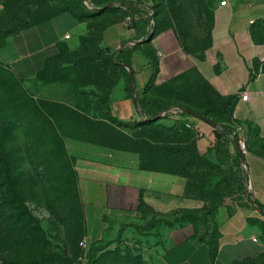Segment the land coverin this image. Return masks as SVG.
Returning a JSON list of instances; mask_svg holds the SVG:
<instances>
[{
  "label": "rangeland",
  "instance_id": "obj_1",
  "mask_svg": "<svg viewBox=\"0 0 264 264\" xmlns=\"http://www.w3.org/2000/svg\"><path fill=\"white\" fill-rule=\"evenodd\" d=\"M76 1L0 0V45L7 35L31 26L59 24L62 17L69 16L78 20ZM222 1L227 0H146L155 12L156 29L172 31L186 54L194 58H202L212 45L217 7ZM259 1L264 0H239L234 11ZM91 28L88 42L80 50L69 53L62 47L30 83L19 82L0 63V264H42L43 260L67 264L72 257L71 264H132V258H136L134 264H161L135 231L116 242H92L86 252L80 249L86 229L72 139L85 137L86 143L131 153L141 167L179 177L181 196L200 210L186 214L179 223L192 224L200 242H207L205 238L211 235L208 210L237 195L236 185L243 182L234 157L216 159L213 143L203 152L198 149L195 129L186 131L170 120L141 125L142 119L120 122L112 117L109 96L123 81V69L113 65L110 54L99 51L100 28ZM256 31V42L264 45V24ZM184 82L195 87L197 94L194 99H184L183 106L209 120L226 121L225 101L203 78L198 75ZM170 87L178 88V84ZM190 119L187 122L202 124L195 116ZM228 148L234 156L231 145ZM92 200L86 197V212L92 209ZM147 212L144 207L142 213ZM170 222L165 219L166 229L172 227ZM89 225L93 226L91 218ZM254 225L260 231V251L230 264H264L262 214ZM173 239L186 242L188 237ZM171 245L166 243V248ZM50 256L58 260L51 262ZM106 256L111 258L109 263Z\"/></svg>",
  "mask_w": 264,
  "mask_h": 264
},
{
  "label": "crops",
  "instance_id": "obj_2",
  "mask_svg": "<svg viewBox=\"0 0 264 264\" xmlns=\"http://www.w3.org/2000/svg\"><path fill=\"white\" fill-rule=\"evenodd\" d=\"M119 1H140L149 7L146 0ZM238 2L227 0L225 6L217 7L212 45L202 58L186 54L172 31L153 29V37L148 41V24V35L144 36L142 22L132 26L127 19L114 16L106 17L109 23L102 31L100 43L111 53H118L122 46L130 43L140 44L130 58L138 98L153 76L151 60L158 63V72L147 93L151 99L158 94L164 96L163 92L176 83L180 93L195 94V87L184 80L198 75L218 96L236 98L232 118L242 124L246 132L248 154L244 163L248 190L244 181L242 193L226 199L224 205L208 215L211 235L205 240H216V257L210 259L208 243L197 239L200 234L192 224L181 226L179 223L187 214L183 210H195L188 204L189 200L181 196L179 177L145 169L131 153L110 151L84 142L85 137H78L72 139L71 149L76 160L86 229L84 237L88 244L116 242L135 231L140 235L137 237L142 238V244L147 248L150 245L148 253L158 255L161 264H230L260 251V231L254 225L260 220V213L252 208L248 197L264 205V45L254 43L250 29L254 23L264 21V1L249 3L242 11L235 12ZM60 21L59 24L31 26L6 39L0 48V63L19 82L35 80L47 60L59 53L58 45L65 44L72 51L80 46L81 38L87 33L86 23L70 16ZM66 35L68 39L64 38ZM242 94L247 96L246 101L240 99ZM109 108L112 117L120 122H135L142 117L138 106L126 98L123 81L112 89ZM188 123L200 133L197 145L203 152L214 141V128L203 122ZM231 149L237 153L235 146ZM86 197H93L89 202L92 209L87 212ZM144 207L149 214L142 213ZM169 214L173 215L166 216ZM165 219L171 221L168 225L172 227L166 229ZM184 236L188 237L186 242L173 239ZM166 243L173 245L166 248ZM166 252L172 254L165 257Z\"/></svg>",
  "mask_w": 264,
  "mask_h": 264
},
{
  "label": "trees",
  "instance_id": "obj_3",
  "mask_svg": "<svg viewBox=\"0 0 264 264\" xmlns=\"http://www.w3.org/2000/svg\"><path fill=\"white\" fill-rule=\"evenodd\" d=\"M87 1H88L87 5L84 4V2H82V0L76 1L77 10H78V12H80L79 16L77 17L78 18L77 21L78 22H85L86 26H87V33L81 38L80 46L76 50L72 51V50H69L65 44H60V45H58L59 53L56 56H54L53 58L57 57L60 54L62 47H64L69 53H76L78 50H80V48L88 42V39L90 37V31H89L90 27H92L91 28L92 30H94L96 26H98V28H100V37L98 39L99 45H100L101 38H102V31L106 27V25L109 23L108 18H106L107 16H111V17L114 16L115 18L129 19V22L132 24V26H134L137 23L142 22V24L145 28L144 36L148 35V31L146 30V27L148 24L149 16L151 14L155 16V12L151 7L144 6L140 1H138L136 3L135 2H124V1H119V0H87ZM111 2L115 3V6L110 7L108 9H105L104 11H98V9L102 8L103 6H105L106 4L111 3ZM260 24H264V21H258L256 23H254L250 29L252 39H253L254 43L257 45H260V44H258L256 42L255 37L257 35V31H256L257 26ZM153 29L155 31H158L155 27L154 18H153ZM19 32H21V31H19ZM19 32H17V33H19ZM17 33L7 35V37L1 43L0 48L4 45L6 39L9 36L15 35ZM100 47H101V45H100ZM140 47H141L140 44H136L134 46L122 47L118 53H117V51L111 53L108 48H103V47H101L99 50L101 52L110 54L111 58H113V61H114L113 65L116 67L120 66L123 69L122 70L123 71L122 78H123V82H124V91L126 93V98L131 99L132 102L138 106L140 113H141L142 117L144 118V120L143 121L140 120L139 123H141V125H144V124L146 125L149 123L157 122L159 120H170L172 122L181 124L186 129V131L194 130V128H187L186 127V124L188 123L187 119L190 118L191 116H199V117L206 118V115L203 113L199 114L196 112L189 111L185 106L182 105L181 102H183L184 99H186V98H193L194 99L196 97L197 93H195V94H193V93L183 94V93H180V91H178L177 88H171V87L169 88L168 87V89H166L163 92L164 96H162V97L159 96V94H158V97L154 98V99H151L149 96H147V93L149 91L152 80H153L155 74L158 72L157 61L151 60L152 61L151 65H152V69H153V76L150 79V82L145 85L144 94L142 96H140L139 98L136 97L133 73H132V75H130L128 72H126L125 67L131 69L130 58L132 56V53L135 50L139 49ZM53 58L47 60L45 68L43 69L42 72H40V74H42L46 70L48 62L52 61ZM131 72H132V70H131ZM211 90H212V88H211ZM212 91L214 92V90H212ZM214 94L218 98H221L225 101V104L222 107V111L226 115V121L225 122H219V121L214 120V119L211 120L218 125V127L216 129H213V134H214L213 151L215 153L216 159L218 158L219 160L234 157V160H235L236 165H237V171L240 174L242 181L244 182L245 177L241 174L239 156L237 153H234V156H232L229 153V148H228V146H230V145L234 146L235 137L233 136V132H234L233 126H234V124H240L232 118V113H233V109H234V106L236 103V98L233 96L222 98V97L218 96L215 92H214ZM172 108H179L183 111L182 113H179V118L175 119V118L171 117V115L169 113H166L164 116H162L156 120H151L152 118H155L156 116H158L164 112H167L168 110H170ZM240 125H242V124H240ZM194 132H195V136H197L196 130ZM243 182H239L236 185L237 186V194L243 192V189H244L243 188ZM10 201H13V200L11 199ZM248 201L250 202V204L254 210L258 211L259 213L261 211L262 213H260V214H262L264 216V205L260 204L257 201H253L251 199V197H248ZM12 204H13V202H12ZM199 211L200 210H183L182 212L187 213V214H192V213H196ZM210 213H211V210L210 211L208 210L207 214L209 215ZM171 215H173V214H169L166 216H171ZM83 238H85V237H83ZM207 243H208V247H209L210 259L214 260V258L216 257L218 244H217L216 240H210ZM90 245H91V243L88 244L87 251L89 250ZM80 249H81V247H80ZM106 257H107L106 261L109 263V260H111V258H109V256H106ZM55 258H56V256H53V257L50 256V257H48V260L51 262L58 260L57 258L56 259ZM135 259L136 258L129 259V262L134 264L136 261ZM73 260H74V258L72 257L71 260L67 261V264H71L73 262ZM41 262H42V264L46 263V262H44V260ZM9 264H18V263L10 262ZM46 264H48V262ZM77 264H82V263L79 262ZM86 264H88V263H86ZM89 264H102V263H101V261H96V262H92V263L89 262Z\"/></svg>",
  "mask_w": 264,
  "mask_h": 264
},
{
  "label": "built area",
  "instance_id": "obj_4",
  "mask_svg": "<svg viewBox=\"0 0 264 264\" xmlns=\"http://www.w3.org/2000/svg\"><path fill=\"white\" fill-rule=\"evenodd\" d=\"M84 4H88V1L87 0H83ZM227 3V1H222L220 3V6H225ZM152 15V14H151ZM150 15V16H151ZM149 16V17H150ZM127 21H129V19H127ZM152 25H153V21H152ZM153 27V26H152ZM65 39H68L69 36L66 35L64 36ZM136 44L134 43H130L128 46H134ZM123 47V46H122ZM126 47V46H124ZM240 99L242 101H246L247 100V96L245 94H242L240 96ZM183 111L179 108H172L170 110H168L167 112H164L162 114H160V117L164 116L166 113H169L171 115V117L177 119L179 118V113H182ZM159 117V118H160ZM142 120H144L143 117H141ZM186 127L187 128H194L193 125H191L190 123H187L186 124ZM234 128V132H233V136L235 137L234 139V146L236 147V149L240 152L241 156L244 157L248 154V146H247V137H246V132H245V129H244V126L240 125V124H234L233 126ZM195 129V128H194ZM196 130V129H195ZM197 132V136L199 137L200 136V133L196 130ZM240 159V158H239ZM245 163H244V160L243 161H240V170H241V174L245 177L246 176V171H245ZM245 181L247 183V180H246V177H245ZM247 190H248V183H247ZM79 246L81 247V249L86 252L87 249H88V241L86 238H83L80 243H79Z\"/></svg>",
  "mask_w": 264,
  "mask_h": 264
},
{
  "label": "water",
  "instance_id": "obj_5",
  "mask_svg": "<svg viewBox=\"0 0 264 264\" xmlns=\"http://www.w3.org/2000/svg\"><path fill=\"white\" fill-rule=\"evenodd\" d=\"M115 5V3L111 2V3H108L106 4L105 6H103L102 8L98 9V11H104L105 9H108L110 7H113ZM152 21H153V15H151L148 19V28H149V31H150V35H149V38H147L146 40H150L152 37H153V27H152ZM136 44V43H134ZM127 68V67H126ZM129 74L132 75V72L129 71ZM137 97V95H136ZM160 117V115L156 116L155 118H152L151 120H156ZM198 120L202 121V122H205L207 124H209L210 126H212L214 129H216L218 127V125L216 123H214L213 121L209 120V119H206V118H203V117H199V116H195ZM237 153H238V156L240 158V161H243V157L241 156L240 152L237 150ZM260 213H262L260 211Z\"/></svg>",
  "mask_w": 264,
  "mask_h": 264
}]
</instances>
